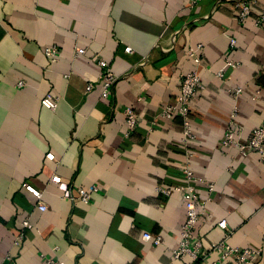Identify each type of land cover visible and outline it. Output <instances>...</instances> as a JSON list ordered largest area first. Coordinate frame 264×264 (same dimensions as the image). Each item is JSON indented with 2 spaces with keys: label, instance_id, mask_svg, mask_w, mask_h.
Instances as JSON below:
<instances>
[{
  "label": "crops",
  "instance_id": "obj_1",
  "mask_svg": "<svg viewBox=\"0 0 264 264\" xmlns=\"http://www.w3.org/2000/svg\"><path fill=\"white\" fill-rule=\"evenodd\" d=\"M235 1L0 0V264H47L41 254L65 264H212L219 253L207 249L220 241L261 247L254 264H264V161L223 145L235 104L243 141L264 120V0H252L244 22ZM53 43L59 57L50 63L44 49ZM77 47L85 49L79 57ZM229 57L235 66L219 77ZM108 69L117 80L104 98ZM195 70L203 89L190 104L189 137L181 115L162 112L176 104L181 76ZM235 87L243 89L237 100ZM48 93L54 109L41 103ZM129 106L139 116L132 130ZM186 166L204 180L196 188L207 200L191 240L202 243L196 261L170 251L185 199L157 191L185 184ZM57 174L75 197L79 187L98 190L88 203L67 198L52 181ZM24 183L43 192L46 210Z\"/></svg>",
  "mask_w": 264,
  "mask_h": 264
},
{
  "label": "built area",
  "instance_id": "obj_2",
  "mask_svg": "<svg viewBox=\"0 0 264 264\" xmlns=\"http://www.w3.org/2000/svg\"><path fill=\"white\" fill-rule=\"evenodd\" d=\"M198 1V0H195ZM236 9L238 11V17L240 21H245L252 11V0H236L235 2ZM264 20V13L259 17L257 23L260 24ZM237 41L234 37L230 38L231 48H235ZM203 45L200 44L197 48H202ZM131 47H126V50H130ZM44 53L46 57L49 59L50 63H54L58 60L59 57V47L57 44L53 43L44 49ZM85 53V49L83 47H77L75 51V56L79 57ZM190 55L195 58L198 65H200L202 59L197 52V49H192L190 51ZM99 65L103 68L108 66L105 60H100ZM235 66L234 61L229 57L226 59L224 67L218 71L217 75L219 77H223L227 68ZM117 80L115 74L110 70H106L104 72V80H103V91L102 96L107 98L111 95L113 85ZM19 86H23V81L18 83ZM91 84L88 85V89L91 88ZM203 89L202 79L197 70L183 74L181 76V86L180 93L177 97L176 104H170L163 109V116L167 118H173L174 115H181L185 120V133L189 137H193V133L191 130V122L189 119V109L192 100L197 96L198 92ZM229 92L232 94L235 100L239 99L243 94V89L241 87L230 88ZM261 94L259 92L255 93L252 96V99L257 101L260 99ZM263 98V97H262ZM264 101V98H263ZM41 103L43 106L54 109L57 106V98L52 93H48L45 97L42 98ZM126 122L128 128L130 130L136 128L139 122V116L134 108L126 107ZM238 115V108L235 104L233 111L230 115V119L228 122V127L225 130L223 136V145L224 146H235L239 149V151L246 155L248 151L252 150L257 152L261 159L264 161V120L252 131V134L247 140L243 141L241 127L239 126L236 117ZM128 134V133H127ZM47 157L49 159H54L55 155L53 153H48ZM186 173V183L177 186H157V191L170 195L173 191H177L181 193L182 197L185 199L187 203V212L186 217L180 227L179 231V239L176 247L171 248V253L175 259H181L184 256H190L195 261L199 259L200 253L199 250L202 247L201 242H197L193 247L191 245V240L193 238L194 229L196 224L201 217V215L206 214V206L205 203L207 200H202L198 194L196 188V182L204 181L200 177H198L193 169L190 166H186L184 168ZM52 181L58 183L63 190H65V197L71 199H79L85 203H88L95 193L98 190V187L92 186L90 189H85L83 187H79V195L74 196L71 195V192L68 190V185L64 183L62 177L60 175H54L52 177ZM207 187L210 191L215 188V184L213 182H206ZM25 188L30 191L36 198L39 199V208L41 210H46L47 206L42 201L43 192L36 187H34L30 183H24ZM210 198L208 197V200ZM199 205L201 209H199ZM23 227H28L30 225V221L28 219L23 220ZM219 227L226 228L227 221L226 219H222L218 222ZM142 238L145 241L153 242L155 245H160L162 243V236H155L149 232H144ZM22 239V236H19L15 243L19 244ZM59 247H55L54 250H58ZM208 252H218L219 257L212 264H221L224 261L232 260L236 264H254V260L257 256L262 253V248H250V247H240L233 246L226 242H214L207 249ZM41 257L47 264H65L60 259H57L53 256H48L47 254H41Z\"/></svg>",
  "mask_w": 264,
  "mask_h": 264
}]
</instances>
